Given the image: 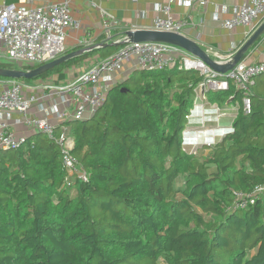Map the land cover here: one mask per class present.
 I'll return each mask as SVG.
<instances>
[{
	"label": "trees",
	"instance_id": "trees-1",
	"mask_svg": "<svg viewBox=\"0 0 264 264\" xmlns=\"http://www.w3.org/2000/svg\"><path fill=\"white\" fill-rule=\"evenodd\" d=\"M122 47L20 82L62 79ZM37 67L0 61L6 70ZM257 79L250 115L233 85L208 94L211 104L238 102L240 110L233 131L189 153L183 132L202 77L135 70L95 115L64 124L75 141L71 155L88 175L72 178L71 188L55 139L35 132L23 148L0 152V264H264V195L230 210L234 192L264 185V81ZM62 132L57 127L55 138Z\"/></svg>",
	"mask_w": 264,
	"mask_h": 264
},
{
	"label": "built area",
	"instance_id": "built-area-1",
	"mask_svg": "<svg viewBox=\"0 0 264 264\" xmlns=\"http://www.w3.org/2000/svg\"><path fill=\"white\" fill-rule=\"evenodd\" d=\"M177 2L180 6L192 7L204 3L205 0ZM173 3L175 0H170L169 4L159 8L160 15L155 19L152 30L183 35L187 22L173 17L171 6ZM100 11L103 17H109L105 11L101 9ZM263 22L264 0H242L233 16L222 22L221 26L228 30L236 27L248 28L249 39ZM80 29L81 21L73 16L70 0L35 9L15 5L0 6V61L6 59L5 61L20 66L26 64L40 67L48 64L68 54L66 42L69 34ZM112 29V24L106 20L103 25V41L99 45L118 43L116 37L112 35ZM79 46L84 49L93 47L91 35L86 34L79 42ZM130 62H133L139 71L155 72L168 69L197 72L202 77V81L194 89L193 107L186 117L187 125L183 132V147L189 153H194L200 144L215 145L218 140L215 133L218 129L233 131L232 121L240 110L238 102L226 109L211 104L208 94L227 92L233 85L242 94L244 113L250 115L255 80L264 77V61L253 63L242 61L233 70L221 74L213 71L202 60L175 46L140 43L123 46L114 55L91 65L74 81L60 86L40 84L30 87L16 80H0V116L18 114L24 118V123L31 134L37 132L56 140L61 148L64 168L68 173L67 188H71L73 184L71 180L74 177L81 182L88 181L87 173L71 155L75 144L74 138L67 128H62L63 132L55 138L59 125L52 124L46 116L27 117L32 106L38 104L41 98L26 91H56L58 95L63 96L64 105H69L70 100L76 105L70 119L83 121L95 115L103 106L112 88L113 74ZM47 97L49 95L44 93L43 99ZM232 100L233 97L230 98V102ZM42 105H39L40 112L45 111ZM226 116L231 118V123L228 128H222L220 123ZM20 123L21 120L18 121V124ZM194 123L199 124L198 132L190 138L189 133ZM212 123L215 125L210 128ZM28 137L29 134H18L8 122L0 120V152L23 148ZM263 195L264 185L256 186L249 193L234 192V202L230 210L253 206Z\"/></svg>",
	"mask_w": 264,
	"mask_h": 264
},
{
	"label": "crops",
	"instance_id": "crops-1",
	"mask_svg": "<svg viewBox=\"0 0 264 264\" xmlns=\"http://www.w3.org/2000/svg\"><path fill=\"white\" fill-rule=\"evenodd\" d=\"M65 1L67 0H0V6L15 5L35 9L50 4H60ZM177 1L175 0V3L171 5L172 15L177 20H185L187 22L183 35L195 41L212 59L216 61L230 59L248 40V28L236 27L228 30L223 29L221 26L222 22L233 16L236 9L241 5L242 0H205L204 3L196 4L192 7L180 6ZM169 3L170 0H70L72 14L81 21V29L69 34L66 42L67 51L72 53L84 49L79 46V42L86 34L91 35L94 46L99 45L103 41V25L106 20L112 24V35L116 39L123 38L125 33L129 31L152 30L155 19L160 15L159 8ZM100 9L105 11L109 17H103ZM99 60L102 59L96 56L65 70V76L62 79L59 76H53L44 82L38 81L28 85L30 87L40 84L60 86L70 83ZM244 61L248 63L264 61V36L252 48ZM135 70L133 62L126 63L122 70L113 74L111 87L131 77ZM26 93L36 94L41 98L38 104L32 106L27 117L46 116L52 124L69 130L64 124L73 121L70 117L76 108V105L71 100L69 105H64L62 103L63 96L58 95L53 90L47 92L28 90ZM44 93L49 95V97L43 99ZM40 104H43L44 112H40ZM234 104L232 103V105ZM60 116H63V118L61 119ZM1 119L8 122L18 134H31L22 116L18 114L2 115L0 116ZM19 120L22 123L18 124ZM223 120H226L224 125H222ZM222 121L221 127L228 128L231 118L226 116ZM196 124L192 125L189 135H194L198 132L199 124L195 126Z\"/></svg>",
	"mask_w": 264,
	"mask_h": 264
},
{
	"label": "water",
	"instance_id": "water-1",
	"mask_svg": "<svg viewBox=\"0 0 264 264\" xmlns=\"http://www.w3.org/2000/svg\"><path fill=\"white\" fill-rule=\"evenodd\" d=\"M264 36V22L260 27L254 32V34L246 41V43L229 59L225 61H216L203 50L195 41L187 38L184 35L169 33V32H159L155 30H138L129 31L125 33L123 38L115 39L118 43L111 45H96L90 48L82 49L72 53H68L65 56L50 62L48 64L37 67L33 70L23 71L18 69L6 70L0 69V77L11 80H28L34 81L38 79L44 73L50 71L51 69L57 67L58 65L68 62L77 57H81L89 52L107 47V46H120V45H130V44H140V43H162L175 46L191 56L202 60L209 68L213 71L221 74H226L227 72L233 70L239 63L245 60L248 53L252 48L258 43V41Z\"/></svg>",
	"mask_w": 264,
	"mask_h": 264
},
{
	"label": "rangeland",
	"instance_id": "rangeland-1",
	"mask_svg": "<svg viewBox=\"0 0 264 264\" xmlns=\"http://www.w3.org/2000/svg\"><path fill=\"white\" fill-rule=\"evenodd\" d=\"M4 60H6V59H4ZM258 80V85H260V81L261 82H263L264 81V77H261L260 79H257ZM224 122H226V120H223L222 121V125H224L225 123ZM195 126H198V125H195ZM212 126V125H211ZM224 127V126H223ZM200 130V129H199ZM225 130V131H224ZM223 132H228L227 131V129H218L217 130V138L219 139L221 136H222V134H223ZM191 138V137H190Z\"/></svg>",
	"mask_w": 264,
	"mask_h": 264
},
{
	"label": "clouds",
	"instance_id": "clouds-1",
	"mask_svg": "<svg viewBox=\"0 0 264 264\" xmlns=\"http://www.w3.org/2000/svg\"><path fill=\"white\" fill-rule=\"evenodd\" d=\"M195 135V134H194ZM194 135H190V137L192 138Z\"/></svg>",
	"mask_w": 264,
	"mask_h": 264
}]
</instances>
